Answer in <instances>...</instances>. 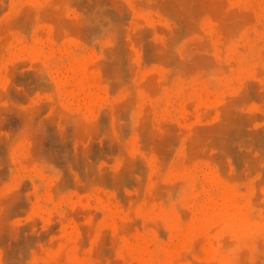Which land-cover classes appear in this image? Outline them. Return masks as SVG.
Segmentation results:
<instances>
[{"label": "rangeland", "instance_id": "rangeland-1", "mask_svg": "<svg viewBox=\"0 0 264 264\" xmlns=\"http://www.w3.org/2000/svg\"><path fill=\"white\" fill-rule=\"evenodd\" d=\"M0 264H264V0H0Z\"/></svg>", "mask_w": 264, "mask_h": 264}]
</instances>
